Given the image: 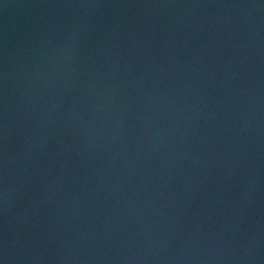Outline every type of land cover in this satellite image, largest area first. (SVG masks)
Segmentation results:
<instances>
[{
	"label": "water",
	"instance_id": "obj_1",
	"mask_svg": "<svg viewBox=\"0 0 264 264\" xmlns=\"http://www.w3.org/2000/svg\"><path fill=\"white\" fill-rule=\"evenodd\" d=\"M0 264H264V0H0Z\"/></svg>",
	"mask_w": 264,
	"mask_h": 264
}]
</instances>
